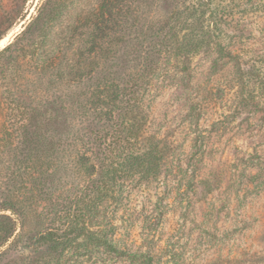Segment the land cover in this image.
Segmentation results:
<instances>
[{
  "label": "trees",
  "instance_id": "trees-1",
  "mask_svg": "<svg viewBox=\"0 0 264 264\" xmlns=\"http://www.w3.org/2000/svg\"><path fill=\"white\" fill-rule=\"evenodd\" d=\"M197 1L193 13L203 3ZM150 2L40 0L37 14L0 49V158L12 146L25 149L26 180L41 178L35 192L5 201L1 211L13 218L0 214V248H30L33 264H109L112 256L151 264L150 246L122 245L116 234L118 213L131 196L151 192L174 169L170 144L148 127L159 62L175 60L186 71L190 56L211 45L224 13L206 0L212 27L199 33L190 23L180 35L177 20L164 27L137 17ZM217 53L234 62L244 105L251 97L242 88L246 60ZM41 198L45 212L37 209ZM31 217L35 227L17 231Z\"/></svg>",
  "mask_w": 264,
  "mask_h": 264
},
{
  "label": "rangeland",
  "instance_id": "rangeland-1",
  "mask_svg": "<svg viewBox=\"0 0 264 264\" xmlns=\"http://www.w3.org/2000/svg\"><path fill=\"white\" fill-rule=\"evenodd\" d=\"M198 1L203 3L193 13L196 0H153L141 4L137 17L164 27L177 20L180 35L190 23L206 33L212 24L206 0ZM39 2L0 0V49L37 14ZM207 3L224 13L211 45L191 55L184 72L175 60L161 59L148 102L149 132L170 144L174 169L151 192L131 196L118 213L116 238L122 245L150 246L151 264H264V0ZM219 49L246 60L242 88L251 97L244 105L238 104L236 66ZM25 152L12 146L0 158V214L11 215L1 211L11 196L39 186L38 176L35 184L26 180L31 163ZM57 193L53 198L60 201ZM41 199L37 209L45 212L49 206ZM36 223L31 217L17 231H31ZM2 250L0 264L34 263L30 248ZM108 263L134 264L114 256Z\"/></svg>",
  "mask_w": 264,
  "mask_h": 264
},
{
  "label": "water",
  "instance_id": "water-1",
  "mask_svg": "<svg viewBox=\"0 0 264 264\" xmlns=\"http://www.w3.org/2000/svg\"><path fill=\"white\" fill-rule=\"evenodd\" d=\"M28 21V20H27ZM19 31H16L14 34L10 35V38L13 39ZM2 38L0 39V43L2 42Z\"/></svg>",
  "mask_w": 264,
  "mask_h": 264
}]
</instances>
